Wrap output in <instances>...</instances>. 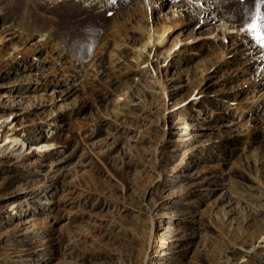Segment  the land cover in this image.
Listing matches in <instances>:
<instances>
[{"label":"rangeland","instance_id":"374dc122","mask_svg":"<svg viewBox=\"0 0 264 264\" xmlns=\"http://www.w3.org/2000/svg\"><path fill=\"white\" fill-rule=\"evenodd\" d=\"M200 2L0 0V264H264V0Z\"/></svg>","mask_w":264,"mask_h":264},{"label":"bare ground","instance_id":"6f19581e","mask_svg":"<svg viewBox=\"0 0 264 264\" xmlns=\"http://www.w3.org/2000/svg\"><path fill=\"white\" fill-rule=\"evenodd\" d=\"M168 0H161V2H167ZM196 1V0H195ZM205 1V0H204ZM199 2H200V0H199ZM201 3V2H200ZM197 4V3H196ZM195 10V9H194ZM183 11V10H182ZM191 12V11H190ZM210 12V8H208V9H203V10H201V12H200V19H199V22H197L198 24L201 22L200 20H202L203 18H206V14L207 13H209ZM205 14V16L203 17V15ZM174 15V17H176L175 16V14H173ZM205 20V19H204ZM182 22H183V24H187L188 22H190V21H193V19H191V20H187V19H185V18H183L182 20H181ZM181 21L180 22H177V24L178 23H180L181 24ZM194 22V21H193ZM169 27H166L165 29H163L160 33H161V37L160 38H162L164 35H165V33L167 32V29H168ZM190 40V39H189ZM155 76V75H154ZM156 80H157V82H161V79H160V77H156ZM99 81V80H98ZM93 84V83H92ZM95 84V83H94ZM93 87H94V85H93ZM96 87V86H95ZM97 88V87H96ZM95 88V89H96ZM97 90H99V89H97ZM96 90V91H97ZM101 93V96L102 97H107L108 96V91L106 90V88L103 90V92H100ZM97 95H99V94H97ZM199 95H202V93L201 92H199ZM95 96V95H94ZM44 145H46V144H44Z\"/></svg>","mask_w":264,"mask_h":264}]
</instances>
